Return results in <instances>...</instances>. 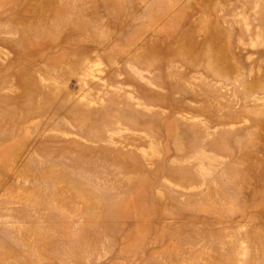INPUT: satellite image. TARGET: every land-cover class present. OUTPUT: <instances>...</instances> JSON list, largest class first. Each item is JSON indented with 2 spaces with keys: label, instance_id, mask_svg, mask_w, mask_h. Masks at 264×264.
<instances>
[{
  "label": "rangeland",
  "instance_id": "374dc122",
  "mask_svg": "<svg viewBox=\"0 0 264 264\" xmlns=\"http://www.w3.org/2000/svg\"><path fill=\"white\" fill-rule=\"evenodd\" d=\"M0 264H264V0H0Z\"/></svg>",
  "mask_w": 264,
  "mask_h": 264
},
{
  "label": "bare ground",
  "instance_id": "6f19581e",
  "mask_svg": "<svg viewBox=\"0 0 264 264\" xmlns=\"http://www.w3.org/2000/svg\"><path fill=\"white\" fill-rule=\"evenodd\" d=\"M51 31V30H50ZM38 38V37H37ZM82 113V112H81ZM14 132V131H13ZM9 135V134H8ZM14 137V136H13ZM7 138H9V136L7 137ZM3 139H5V137L3 138ZM10 145V144H9ZM12 147V146H11ZM15 150V149H14ZM12 151V150H11ZM14 152V151H13ZM8 153V152H7ZM13 154V153H12ZM9 165V164H8ZM3 166V165H2Z\"/></svg>",
  "mask_w": 264,
  "mask_h": 264
}]
</instances>
